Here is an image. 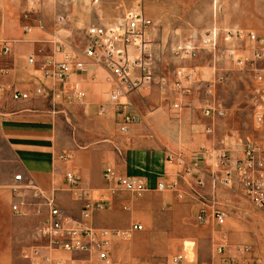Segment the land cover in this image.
Masks as SVG:
<instances>
[{"label":"crops","instance_id":"0c3cea01","mask_svg":"<svg viewBox=\"0 0 264 264\" xmlns=\"http://www.w3.org/2000/svg\"><path fill=\"white\" fill-rule=\"evenodd\" d=\"M89 2L68 0L67 6H62L61 0L58 3L56 0L54 4L51 2L52 15L47 16L43 12V7L48 5L46 0L2 2L0 138L9 158L3 157L0 148V174L4 178L2 188L10 192H0V200L6 198L8 202L10 195L13 201L12 190L17 184L14 177L22 175L21 186L25 188L32 183L47 195L55 191L57 206L65 216L84 220L95 230L126 231L134 224L141 225L144 232L133 234L130 240L112 242L109 264H173L171 259L177 255H184L189 261L209 263L216 245L227 246L233 258H236V246H254V256L264 264V254L259 250L264 225L256 222L244 224L252 207L237 192L223 191L218 195V204L228 215L224 226L211 221L207 226L197 227L196 218L201 204L180 200L173 193L157 189L159 183L176 180L178 167L168 163L167 157L170 153L181 154L192 165L201 166L202 172L193 171L190 179L193 182L205 180L203 193L207 197L209 214L212 203L207 176L211 168L210 162H201V154L227 151L234 159H239L241 142L259 137V133L252 137L240 135L234 125L236 114L232 111L227 113L225 109L226 116L215 122L203 116L201 106L206 81L212 78L211 59L190 63V67L200 73L201 81L187 94L162 92L161 82L173 81L153 77L149 85L123 99L121 103L130 105L135 115L125 135L120 132L119 108L108 103L110 89L105 81L108 75L99 68L90 67L83 79L85 97L82 103L54 104L33 96L41 80L42 64L61 59L54 48L56 40L60 39L71 47L64 37L70 40V37L85 35L90 27L115 24L116 10ZM59 18L65 22L59 23ZM148 18L153 23L157 20ZM227 26L228 23H220L215 18L201 21L184 17L172 31L200 38L213 29L220 33L243 31ZM5 47L9 49L6 56L2 54ZM16 93H28L31 98L15 101L13 95ZM174 104L180 108L175 110ZM255 127L256 132L259 131V127ZM60 155H68V161H59ZM106 168L114 169L118 177L143 180L147 191L139 198L113 192L114 183L103 178ZM68 173L79 179L85 195L83 200L78 199V191H71L66 181ZM180 186L186 189L183 183ZM24 193L27 201L32 203L29 215L37 222V228L47 218L48 209L42 204L35 205L31 192ZM85 201L101 204L102 208L83 219ZM36 228L34 244L29 251L43 245L36 237ZM153 229H157L156 235L168 245L167 251L149 252L151 243L154 244L151 239ZM141 239H151V242L147 247H141L136 244ZM4 251L0 254V264H15L22 260L31 264L25 258L29 252L25 248L19 255L14 254L10 247ZM53 259L62 264H91L85 254L58 252Z\"/></svg>","mask_w":264,"mask_h":264},{"label":"built area","instance_id":"2783aa9c","mask_svg":"<svg viewBox=\"0 0 264 264\" xmlns=\"http://www.w3.org/2000/svg\"><path fill=\"white\" fill-rule=\"evenodd\" d=\"M0 0V12L2 11ZM59 23H64L62 18ZM154 23L147 17L143 0H135L134 6L117 23L108 27H90L85 33L83 47L72 49L62 40L54 42V48L61 59L47 61L40 67L41 80L33 91L35 98H44L54 104L73 105L84 101L83 79L90 67L99 68L108 75L105 80L109 86L108 103L118 107L120 114V132L127 134L135 115L130 105L121 102L129 94L136 92L152 82L153 49L150 35ZM254 45L252 58L247 62L254 71V80L258 85L257 101L254 107V122L259 127V137L241 142V157L234 159L227 152L201 154V162H210L211 172L208 182L210 186L211 205L208 214L206 209L207 197L203 193L206 182L199 179L191 181L193 171H201L198 164L192 165L185 157L178 153H170L167 161L178 167L176 180L171 183H159L160 192L175 194L180 200H188L194 204H201L200 213L196 218L199 225L214 222L217 226H224L227 212L218 204V195L223 191L237 192L252 209L264 217V69L257 68L258 63H264V39H260L253 32L224 31L220 33L213 29L206 33L199 41H184L177 49L183 59L197 61L202 54L210 56L212 78L206 81L205 98L201 106L203 116L215 122L226 116L223 103L216 97V87L224 83L231 72L222 71L221 63L227 61L236 66H242L240 56L244 45ZM9 54L8 47L2 53ZM30 63L33 59H29ZM201 81V75L195 68L181 69L175 74L173 82L163 80L162 92L170 91L177 94H187L191 87ZM30 94L16 93L13 100H29ZM173 108L178 110V104ZM102 112L104 109L101 110ZM122 155L120 151H117ZM59 161L66 162L68 155H60ZM103 178L114 183V191L128 193L136 198L141 197L147 186L143 180L129 177H118L112 168H106ZM16 187L12 190L14 198L18 200L12 205V212L18 217H27L30 214L32 203L27 201L24 191L31 192L35 205L42 204L48 209L47 218L36 228V237L43 245L32 248L25 258L31 264H62L55 261L53 255L61 252L66 254H85L91 264H109V251L114 240L126 241L133 234L144 231L139 224L132 225L126 231L95 230L84 220L77 221L65 216L56 203L55 191L49 195L41 191L36 185L21 186L22 175L14 177ZM66 181L71 191H78V199L83 200L84 191L80 188L79 179L66 174ZM180 183L185 185L182 189ZM23 187V188H22ZM101 204H92L85 201L82 210L83 219L91 213L100 210ZM236 258L230 256L225 245H216L209 263L198 260L189 261L184 255H177L171 259L173 264H261L260 259L254 256L251 246H236Z\"/></svg>","mask_w":264,"mask_h":264},{"label":"rangeland","instance_id":"374dc122","mask_svg":"<svg viewBox=\"0 0 264 264\" xmlns=\"http://www.w3.org/2000/svg\"><path fill=\"white\" fill-rule=\"evenodd\" d=\"M46 1L48 5L43 7V12L46 16L52 15L51 2L54 4L56 0ZM77 1L80 3L86 1L87 3L90 0ZM61 2L62 6H67L68 0H61ZM89 3L96 4V6L104 4L108 9L113 8V10H116L117 20L113 21V23H117L134 6L135 0H93V2ZM143 3L147 16L157 19L154 21V28L150 35L153 49L151 70L155 79L167 78L173 81L175 74L179 70L193 68L190 67V63L195 61L183 59L178 55L177 49L184 41H199L200 36L175 34L172 31L173 28L177 27V22L184 17L196 18L201 21L215 18L220 23H228L227 28L253 32L260 39H264V0H143ZM64 39L70 42L72 49H81L85 43L84 35L70 37V40L66 37ZM253 49L254 45L252 44L247 43L244 45L240 53V56L245 59L242 66H236L227 61L221 63L220 69L229 71L231 74L224 83L216 87L217 99L223 103L227 113L232 111L236 114L235 128L239 130L240 135L245 137H252L258 134L253 116L257 101L256 91L258 85L254 80V71L245 62L252 58ZM201 60L208 62L210 56L202 54ZM257 68L263 70L264 63H258ZM207 71L210 70L208 69ZM0 148L1 152H3V157L9 158L7 152L3 149L1 138ZM3 184L4 178L0 174V192L2 194L4 191L10 192L2 188ZM17 201L14 195L13 201L10 195L8 202L6 198L5 200H0V254L5 252V248L10 247L14 254L19 255L24 248L28 252L34 244L37 222L33 221L30 215L18 217L13 214L12 205ZM247 214L249 218L244 224L251 225L256 222L264 225V217L260 213L250 209ZM202 226L204 227L205 225L197 227ZM156 230L153 229L152 231L154 233H152L151 239L154 244L151 243L152 249L149 252L157 254L167 251L168 245L162 240V237L156 235ZM151 239H141L136 241V244L141 247H147ZM253 249L255 250L256 247L253 246ZM259 250L264 254V233L261 235ZM15 264L28 263L22 260L21 262L16 261Z\"/></svg>","mask_w":264,"mask_h":264}]
</instances>
